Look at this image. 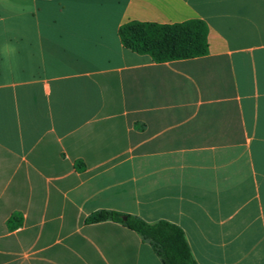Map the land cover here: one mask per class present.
<instances>
[{"label":"crops","instance_id":"0c3cea01","mask_svg":"<svg viewBox=\"0 0 264 264\" xmlns=\"http://www.w3.org/2000/svg\"><path fill=\"white\" fill-rule=\"evenodd\" d=\"M193 19L196 58L118 34ZM99 211L180 227L197 264H264V0H0V264H163Z\"/></svg>","mask_w":264,"mask_h":264},{"label":"trees","instance_id":"16d2710c","mask_svg":"<svg viewBox=\"0 0 264 264\" xmlns=\"http://www.w3.org/2000/svg\"><path fill=\"white\" fill-rule=\"evenodd\" d=\"M208 25L193 19L177 24L132 21L118 31L122 45L137 54L148 55L157 63L191 59L208 53ZM78 169L85 166L79 162ZM114 221L138 233L148 241L163 264H197L183 230L167 221L149 224L144 220L114 211H99L86 222Z\"/></svg>","mask_w":264,"mask_h":264}]
</instances>
